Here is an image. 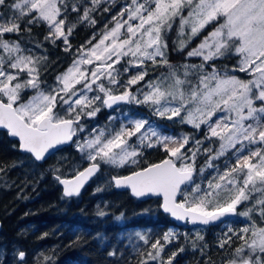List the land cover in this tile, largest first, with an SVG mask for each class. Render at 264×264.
Segmentation results:
<instances>
[{
	"label": "snow or ice",
	"instance_id": "snow-or-ice-1",
	"mask_svg": "<svg viewBox=\"0 0 264 264\" xmlns=\"http://www.w3.org/2000/svg\"><path fill=\"white\" fill-rule=\"evenodd\" d=\"M101 3L90 0V4H83L78 22L95 24L91 14ZM81 4L82 0H72L71 11L79 12ZM0 8L5 9L0 13V126L10 136L18 137L19 149L36 161L71 142L78 131L84 130L82 118L95 117L101 107L144 105L162 120H179L197 130L202 125L207 129L202 139L186 148L193 140L191 134L165 135L159 125L121 113L119 128H93L88 137L76 142L80 162L71 165L70 175L53 170L64 197L79 196L102 165L122 168L137 164L143 149L162 148L166 154L163 160L127 176H113L115 187L129 188L136 197L162 196L160 207L165 213L192 224L224 223L235 216L247 218L250 223L240 229L226 224L227 231L218 246L224 249L237 237L241 244L226 264H264V226L253 219L256 213L264 222V0H130L112 17V26L105 25L95 43L94 36L76 50L71 64L56 76L49 89L42 87L40 79L47 57L34 55L19 39L5 36H19L27 20L25 31L31 33V25H46L44 39L52 44L63 40V50L69 52V37L76 27L67 23L69 0H13L10 4L0 0ZM9 10L11 15H6ZM177 18V50L185 49L208 26L217 24L187 52L188 57H201L198 65L176 66L169 62L166 36ZM233 49L240 57L238 71L249 79L221 73L214 64L211 71L206 70L207 64ZM124 60L127 66L122 73L119 65ZM149 62L167 71L149 80L144 88L131 91L145 80ZM130 68H136L137 74L122 83V75ZM26 90L34 95L21 102ZM108 119L111 122L117 118ZM205 142L209 147H203ZM216 142L218 147L214 146ZM201 155L207 160L199 173L215 169L207 184L195 183L196 161ZM222 158H226L223 171L216 164ZM182 186L191 191H184ZM254 197L250 207L237 211L238 206L252 202ZM97 214L106 215L103 210ZM135 237L150 244L146 252L140 253L138 264H173L184 251L181 247L163 259L166 246L177 238L171 229L154 242L141 232ZM196 239L203 237L197 233ZM17 255L23 261L26 253L19 251ZM50 259L43 257L44 261Z\"/></svg>",
	"mask_w": 264,
	"mask_h": 264
},
{
	"label": "trees",
	"instance_id": "trees-1",
	"mask_svg": "<svg viewBox=\"0 0 264 264\" xmlns=\"http://www.w3.org/2000/svg\"><path fill=\"white\" fill-rule=\"evenodd\" d=\"M12 2L13 0H7L9 4ZM128 2L129 0H102L97 10L91 14L96 23L90 24L78 22V16L83 13V4H90V0H82L79 12L71 11L72 0H69L67 23L76 24L69 37L72 45L69 52L63 50V40L52 44L44 39L48 32L46 25H31V33L25 31L27 20L22 23L19 36L8 34L5 38L19 39L22 46L30 49L32 54L47 57L40 69L43 86L53 81L71 64L76 50L82 44L94 36L93 42L96 41L105 25L110 24L107 23L108 17ZM106 8L108 11H105ZM4 12L5 9L0 8V13ZM6 15H11V10ZM216 26V23L208 26L185 49L177 50V18L166 36L169 62L179 66L192 60V57L187 56V52ZM232 59V56L226 55L211 63L230 64ZM146 67L148 75L145 79L167 71L166 68H154L150 62ZM237 73L234 71V74ZM133 90L132 87L131 91ZM31 95H34L32 90L23 92L21 102ZM126 109L129 110L125 111ZM121 113H129L153 122L160 126L165 135L179 137L185 133L191 134L193 140L186 148L193 147L195 140L202 139L207 130L203 125L197 130L189 124L180 123L179 120H162L144 105L127 104L111 111L101 107L95 117L82 118L81 123L86 128L77 132L70 145L59 149L42 163L36 162L30 154L21 152L17 141L11 139L6 131L0 130V169H3L0 171V264H37L38 261L40 264H138L140 253L146 252L150 244L145 245L143 241H139L135 233L147 234L150 242H154L170 229L177 233V238L166 246L162 254L163 259L166 260L172 252L181 247L184 249L175 257L173 264H226L227 260L231 259L232 252L241 241L233 237L231 245H225V248L221 249L218 245L223 233L227 231L225 225L230 224L234 229H240L250 223L248 219L235 216L224 223L214 225L192 227L185 223L179 226L160 210L159 198L139 201L127 190L114 189L112 176L128 174L161 161L166 155L162 148L143 149V155L137 164H128L122 168L102 165L100 172L79 196H63L61 187L54 179L53 170L59 169V174L70 175L71 165L80 162L81 154L76 149V142L83 141L85 134L88 137L92 127L119 128ZM110 116L117 119L110 122ZM132 142L135 143V140ZM214 146L218 147V142ZM203 147H209V143L205 142ZM225 159L216 161L221 171ZM206 160V155L197 158L195 183L207 184L208 179L214 175L215 169L212 168L206 169L203 175L199 173V168L204 166ZM231 162L235 163V160L232 159ZM84 165L86 163L82 166ZM98 188L100 191H96ZM183 190L190 192L191 188L184 186ZM178 199L182 200L183 196L178 195ZM246 204L249 205L244 203L238 206V212ZM98 210H103L106 215L99 216ZM254 220L264 226L260 219ZM197 233L203 237L202 240L196 239ZM19 251L26 253L23 261L18 258ZM110 251L115 252V255L109 256ZM44 256L51 259L44 261Z\"/></svg>",
	"mask_w": 264,
	"mask_h": 264
},
{
	"label": "rangeland",
	"instance_id": "rangeland-1",
	"mask_svg": "<svg viewBox=\"0 0 264 264\" xmlns=\"http://www.w3.org/2000/svg\"><path fill=\"white\" fill-rule=\"evenodd\" d=\"M128 3H130V0H129V2ZM124 7V6H123ZM121 8H122V6H120V7H118L117 8V10L115 11V13H113V14H111L110 15V17H108V19H107V23L109 22L110 24H109V27H111L112 26V24H111V21H112V17L113 16H116L119 12H120V10H121ZM184 15H187V12L185 11L184 12ZM126 18V17H125ZM221 23L223 22L222 20L220 21ZM215 24V23H214ZM178 27H179V19H178ZM104 30V29H103ZM213 30V29H212ZM211 30V31H212ZM210 31V32H211ZM178 32V31H177ZM102 33V32H101ZM100 38V35H99V37L97 38V40ZM185 39H186V37H185ZM204 39V38H203ZM203 39H201V41L203 40ZM177 40H178V37H176V42H177ZM200 41V42H201ZM96 41H94L93 43H95ZM200 42H196V43H194V47L193 48H195ZM192 48V49H193ZM191 49V50H192ZM227 56L228 55H230V56H232L233 57V59H232V62L230 63V64H226V63H218V64H216V63H209V64H207L206 65V70L207 71H211V69H212V66H213V64L215 65V67L221 72V73H225V72H227V74H229V75H236V76H238L239 78H241V79H249L250 77L246 74V73H241V72H239L238 71V64H239V60H240V57H239V55H237V54H235V51H234V49H233V51L232 52H230V53H228V54H226ZM225 55V56H226ZM194 58V59H193ZM220 58H223V57H220ZM185 63H188V64H200L201 63V57H192V60H190V61H187V62H185ZM185 63H182L181 65H183V64H185ZM125 66H127V60H124V61H122L121 62V64L119 65V67H120V71L123 73V69H124V67ZM67 69V68H66ZM65 69V70H66ZM64 70V71H65ZM63 71V72H64ZM181 71H182V69H181ZM234 71H237L238 73L237 74H234ZM137 74V69L136 68H130V70H129V72L128 73H125V74H123L122 75V77H121V82L123 83L124 81H127V79H129V77L130 76H132V75H136ZM157 76H159V75H154L153 77H151V78H148V79H145L142 83H140L138 86H133V92H135L136 91V88L137 87H140V88H144V86L147 84V82L149 81V80H154V79H156V77ZM26 78V77H25ZM56 78V77H55ZM55 78H54V80L53 81H51V82H49V83H47V84H45V85H43L42 87H44L45 89H49L51 86H53L54 84H55ZM95 93L93 92V93H90V95H94ZM258 104H259V102H257ZM117 108V107H116ZM114 108H112V109H110L109 111H111V110H113ZM129 109H126L125 111H128ZM151 110V109H150ZM58 111H59V109H58ZM151 112H152V110H151ZM152 114H153V112H152ZM60 115H64V112L63 111H60ZM112 115H113V113H112ZM83 126H84V128H86V126L83 124ZM95 128V127H94ZM92 129H93V127L91 128V132H92ZM80 134H81V132H80ZM79 134V135H80ZM87 135L85 134V137H86ZM254 201H255V197L253 198V201L252 202H250L249 203V205L248 204H246L245 206H244V208H242L241 209V211L240 212H242V211H245L248 207H250L251 206V203H254ZM253 215H254V217H253V219L254 218H258L259 219V216L256 214V213H253ZM243 218H245V217H243ZM246 220H247V218H245Z\"/></svg>",
	"mask_w": 264,
	"mask_h": 264
},
{
	"label": "water",
	"instance_id": "water-1",
	"mask_svg": "<svg viewBox=\"0 0 264 264\" xmlns=\"http://www.w3.org/2000/svg\"><path fill=\"white\" fill-rule=\"evenodd\" d=\"M121 105H124V104H121ZM121 105H119V106H121ZM119 106H114L113 108H116V107H119ZM106 108V107H105ZM107 110H110L109 108H106ZM0 130H3V131H6L7 132V134H8V136L11 138V139H14V140H16L17 141V143H18V146H19V139H18V137H13V136H10L9 135V133H8V130L6 129V128H4L3 126H0ZM73 139H74V137H73ZM73 142V140L71 141V142H68V143H66V144H62V145H59V146H57V148L56 149H53V150H50V153L46 156V158L44 159V160H42V161H36L33 157V159L36 161V162H38V163H42V162H44L45 160H47L51 155H53V154H55L59 149H61V148H63V147H65V146H68V145H70L71 143ZM20 150V149H19ZM21 151V150H20ZM21 152H24V151H21ZM24 153H27V152H24ZM28 154H30V153H28ZM31 155V154H30ZM163 160V159H162ZM160 162V161H159ZM156 163H158V162H156ZM154 164V163H153ZM83 167H87V164L86 165H84ZM147 167V166H146ZM139 170V169H138ZM135 171H137V170H135ZM132 172H134V171H132ZM131 174V172L130 173H128V174H124V175H115V176H127V175H130ZM97 175V174H96ZM95 175V176H96ZM94 176V177H95ZM93 177V178H94ZM113 177V176H112ZM92 178V179H93ZM92 179H90L89 181H88V183L92 180ZM112 181V180H111ZM87 183V184H88ZM59 184V183H58ZM86 184V185H87ZM86 185L84 186V188L86 187ZM112 185H113V187H114V189H116V190H127L129 193H130V195L132 196V197H134L135 199H137V200H139V201H147V200H150V199H153V198H159L160 199V205H161V203H162V201H163V198H162V196H156V195H147V196H144V197H136V196H134V195H132V193H131V190L129 189V188H117V187H115V185L112 183ZM59 186L61 187V190H62V193H63V187L59 184ZM83 188V189H84ZM182 188H184V186H182ZM82 189V190H83ZM82 190H81V192H82ZM160 210L163 212V213H165L164 211H163V209L160 207ZM165 214H167L168 216H169V218L172 220V221H174L177 225H179V226H181V225H184L185 223H188V222H186V221H181V220H177V219H175L174 217H172L170 214H168V213H165ZM231 218V217H230ZM229 219V218H228ZM190 226H193V227H200V226H203V225H201V224H199V223H197V224H192V223H188ZM215 224H218V223H215ZM209 225H214V224H209ZM0 227H1V223H0Z\"/></svg>",
	"mask_w": 264,
	"mask_h": 264
},
{
	"label": "bare ground",
	"instance_id": "bare-ground-1",
	"mask_svg": "<svg viewBox=\"0 0 264 264\" xmlns=\"http://www.w3.org/2000/svg\"><path fill=\"white\" fill-rule=\"evenodd\" d=\"M26 186V185H25ZM112 221V220H111ZM138 226V225H137ZM118 238V237H117Z\"/></svg>",
	"mask_w": 264,
	"mask_h": 264
}]
</instances>
